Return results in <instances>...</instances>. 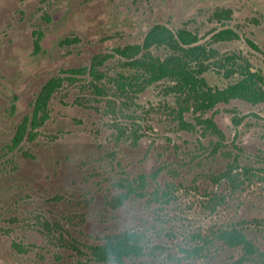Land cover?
Instances as JSON below:
<instances>
[{"label":"rangeland","instance_id":"obj_1","mask_svg":"<svg viewBox=\"0 0 264 264\" xmlns=\"http://www.w3.org/2000/svg\"><path fill=\"white\" fill-rule=\"evenodd\" d=\"M155 22L214 48L202 73L211 86L237 79L224 75L228 55L264 72V0H0V264H102L90 260L91 246L125 229L143 234L145 254L123 264H264V103L233 99L202 114L221 133L192 108L180 122L168 79L132 98L109 90V76L128 72L115 56L101 66L107 92L93 93L88 75L64 79L36 135L10 148L48 79L141 42ZM220 30L234 37L216 40ZM229 164L236 181L216 178ZM41 220L59 223L62 234ZM230 224L258 254L240 261L241 247L218 239Z\"/></svg>","mask_w":264,"mask_h":264},{"label":"trees","instance_id":"obj_2","mask_svg":"<svg viewBox=\"0 0 264 264\" xmlns=\"http://www.w3.org/2000/svg\"><path fill=\"white\" fill-rule=\"evenodd\" d=\"M220 16L229 17L230 11L224 10ZM232 33L234 32L230 30H220L215 34V38L216 40L233 38ZM65 40L69 42V39ZM36 46L38 49L37 42ZM152 47H166L169 51L161 57L152 53ZM216 54L214 48L199 43L196 34L187 28L173 30L164 24H155L144 34L141 42L116 46L109 53H95L87 65L66 69L64 76H54L48 79L38 91L31 113L25 115L16 125L10 148L13 149L25 139H32L36 135L37 129L49 118V101L64 79L75 82L77 75H88L90 80L87 85L93 93L101 95L107 92L106 84L103 82L107 75L101 66L108 58L115 56L120 58V63L128 72H119L114 76H109L107 78L109 90L114 88L118 95L132 98L133 94L140 92L150 84L168 79L172 81L170 90L177 93L180 122L184 121L182 112L192 108V111L200 112V115L196 117L197 122L221 133L212 118L203 117L202 114L214 108L218 103H228L233 99H242L251 104L264 103V72L253 70L247 60L237 62L235 55H228L224 60L229 67L225 65L224 75L225 77L237 75V79L222 88L211 86L206 82L202 73L209 69L205 61L217 56ZM239 121L237 118L238 124ZM115 126L120 132L119 135L127 133L123 127L117 124ZM216 178L233 182L237 179L232 173L230 164ZM140 179L142 180L143 176H140ZM127 181V191H133L130 180ZM41 226L47 231L57 229L60 235L62 234L61 226L57 222L50 223L47 220H41ZM216 234L218 239L227 245L241 247L243 254L240 261H247L259 253L252 239L236 224L219 229ZM63 243L80 251L76 240L69 242L65 240ZM18 245L20 244L16 243L15 247L22 249ZM144 249L143 234L137 230L125 229L109 235V239L102 244L91 246L90 260H96L102 264H123L126 260L144 255ZM196 249L194 248L193 251Z\"/></svg>","mask_w":264,"mask_h":264},{"label":"flooded vegetation","instance_id":"obj_3","mask_svg":"<svg viewBox=\"0 0 264 264\" xmlns=\"http://www.w3.org/2000/svg\"><path fill=\"white\" fill-rule=\"evenodd\" d=\"M230 11V10H229ZM155 24H164V23H158V22H155V23H152L149 27H148V29L151 27V26H153V25H155ZM164 25H166V24H164ZM167 26V25H166ZM169 27V26H168ZM170 28V27H169ZM181 28V27H180ZM172 29V28H171ZM178 29V28H177ZM148 31V30H147ZM146 31V32H147ZM43 37V34H41L40 32H37L36 34H35V37H34V39H33V45H34V48L35 49H37L36 47V42L39 44V47L41 46V44L43 43V41H44V39L42 38ZM65 39H69V38H65ZM64 39V41L65 42H67L66 40ZM75 38H73V39H69V41H71V40H73V41H76V39L74 40ZM254 47H255V45H254ZM39 49V48H38ZM37 96V95H36ZM36 98V97H35ZM34 101V100H33ZM32 105H33V102L31 103V111H32ZM31 111H30V113H31Z\"/></svg>","mask_w":264,"mask_h":264}]
</instances>
